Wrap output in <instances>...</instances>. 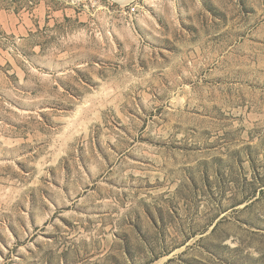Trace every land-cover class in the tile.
<instances>
[{"label":"rangeland","instance_id":"obj_1","mask_svg":"<svg viewBox=\"0 0 264 264\" xmlns=\"http://www.w3.org/2000/svg\"><path fill=\"white\" fill-rule=\"evenodd\" d=\"M0 264H264V0H0Z\"/></svg>","mask_w":264,"mask_h":264}]
</instances>
